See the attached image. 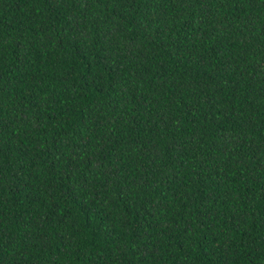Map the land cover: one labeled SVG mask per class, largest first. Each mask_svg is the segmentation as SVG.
<instances>
[{
	"label": "trees",
	"instance_id": "obj_1",
	"mask_svg": "<svg viewBox=\"0 0 264 264\" xmlns=\"http://www.w3.org/2000/svg\"><path fill=\"white\" fill-rule=\"evenodd\" d=\"M0 264H264V0H0Z\"/></svg>",
	"mask_w": 264,
	"mask_h": 264
}]
</instances>
